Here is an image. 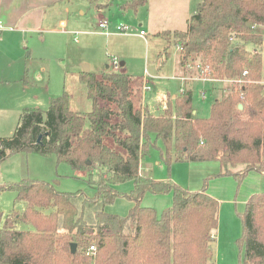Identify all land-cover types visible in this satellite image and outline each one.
Returning a JSON list of instances; mask_svg holds the SVG:
<instances>
[{
	"label": "trees",
	"instance_id": "trees-1",
	"mask_svg": "<svg viewBox=\"0 0 264 264\" xmlns=\"http://www.w3.org/2000/svg\"><path fill=\"white\" fill-rule=\"evenodd\" d=\"M149 1L125 0L120 9L136 12ZM257 27H264V0H203L187 30L157 34L182 48L184 72L192 60L205 78L227 84L209 118L194 117L186 85L157 115L137 107L132 77L114 70L81 73L93 105L87 114L71 109L67 93L47 110L24 109L13 135L0 137V164L16 153L55 155L87 171L97 194L27 179L0 185L25 204L15 220L0 214V264H211L219 201L206 189L191 192L144 176L140 165L161 140L168 162L175 150L177 161H218L225 169L245 164V172L264 173V34ZM128 181L130 194L115 189ZM147 193H172V207L159 216L141 205ZM123 196L134 203L126 217L105 212ZM20 223L34 229L20 230ZM242 223L240 264H264V193L250 198ZM91 246L95 260L87 256Z\"/></svg>",
	"mask_w": 264,
	"mask_h": 264
},
{
	"label": "rangeland",
	"instance_id": "rangeland-1",
	"mask_svg": "<svg viewBox=\"0 0 264 264\" xmlns=\"http://www.w3.org/2000/svg\"><path fill=\"white\" fill-rule=\"evenodd\" d=\"M125 1V0H124ZM123 0H57L46 15V32L29 35L28 49L24 51L27 70L22 79L10 68L15 56L11 45L0 44V137H11L16 130L21 108L47 110L50 100L67 93L71 109L87 114L92 110L86 85L81 81L83 64L90 66V72L100 74L107 66L110 70L122 71L134 76L137 86L144 83L143 102L154 114H159L167 103L179 97L186 85L193 93L194 117L209 118L212 104L221 99L226 83L205 78L196 62L186 65L185 72L180 65V46L169 44L156 33L163 30L185 31L188 20L197 13L203 0H150L138 11H122ZM99 7L101 9H99ZM109 21L108 35L99 28V22ZM4 26L7 23L0 20ZM65 22L63 28L61 23ZM124 27L126 30H119ZM15 29L8 27L0 39ZM264 34V27H257ZM3 34V35H2ZM38 38V40H37ZM45 38L44 40H41ZM168 47V52L165 49ZM252 49V46H249ZM116 59L119 67H114ZM125 63L121 67V63ZM121 69V70H120ZM107 70V69H106ZM10 73V74H9ZM182 76V78H179ZM13 78L4 82L3 79ZM2 80V81H1ZM37 94L39 99L33 101ZM136 94L134 103L139 106ZM155 138V136H152ZM141 160L140 170L144 176L169 182L191 192L206 189L207 193L220 203L219 225L213 244L214 261L211 264H240L243 236L242 215L246 205L255 194L264 193V173L245 172L246 165L223 168L218 161H177L175 150L172 160L166 161L161 151V140ZM243 177L239 178L241 174ZM23 179L54 184L61 192H83L95 197L97 188L88 181V172L72 169L68 164L58 163L57 157L34 153L11 154L0 164V185L18 183ZM133 182L128 181L115 187L125 195L133 191ZM13 190L0 192V214L3 221L10 215L22 214L23 202H17ZM155 209L160 216L173 205V194L156 195L147 193L141 204ZM134 203L128 196L117 198L105 205L108 214L126 217ZM12 215V216H11ZM20 230H33L32 225L20 223Z\"/></svg>",
	"mask_w": 264,
	"mask_h": 264
},
{
	"label": "crops",
	"instance_id": "crops-1",
	"mask_svg": "<svg viewBox=\"0 0 264 264\" xmlns=\"http://www.w3.org/2000/svg\"><path fill=\"white\" fill-rule=\"evenodd\" d=\"M56 1L57 0H0V20L5 21L7 23L8 27L15 29L14 32H9L5 37L0 39V44L5 45V46L11 45L12 53L15 56L14 63L9 64L10 68L15 71L14 74L18 75L16 78H14V80L18 79V77H19V79L20 78L22 79V77H24V71L27 70L26 59L23 60L24 51L26 49H28L27 44H26L27 36L38 34V33L43 34V32H46V29H47L45 27L46 15H47L48 10L52 7V4ZM107 1H109V0H107ZM99 9H101V8L99 7ZM100 22H102V21L100 20ZM100 22H99V24H100ZM61 26L63 28H65L66 23L62 22ZM99 28H100V26H99ZM165 31L174 32L176 30L167 29V30L157 32L156 34L162 33ZM44 39L45 38H43L41 40H44ZM37 40H38V38H37ZM124 64L125 63L122 62L121 67H123ZM83 65H86V64H83ZM106 69L103 70L102 72L109 71L110 66H107ZM82 72H84V69ZM92 73H95V72H92ZM95 74H97V73H95ZM130 76L132 77V80L134 82L133 87L135 89V93L140 94V95H138V97L140 96L139 97L140 98L139 99V106L140 107H147L146 105H144V102H143L144 83L141 82V86L138 87L136 82L134 81V76H132V75H130ZM179 78H182V76H179ZM11 79H13V78L9 77V78L3 79V81L4 82L13 81ZM173 98H176V96ZM32 99H33V101H36L39 99V96L37 94H35ZM51 101H52V99L50 100V103H51ZM50 103H49V106H50ZM24 109H27V107L21 108L19 110V112H17L19 114L18 118H20V115ZM194 114H195V112H194ZM18 123H19V121H18ZM17 126H18V124H17Z\"/></svg>",
	"mask_w": 264,
	"mask_h": 264
},
{
	"label": "built area",
	"instance_id": "built-area-1",
	"mask_svg": "<svg viewBox=\"0 0 264 264\" xmlns=\"http://www.w3.org/2000/svg\"><path fill=\"white\" fill-rule=\"evenodd\" d=\"M100 28L104 31H106V34L108 35V28H109V21L107 20H104L102 22H100L99 24ZM6 29H8V27L4 26L3 23L0 21V34L5 31ZM119 30H122V31H125L126 29L124 27H118ZM182 50V48L180 47V51ZM114 67L118 68L119 65H118V62L117 60L114 58ZM115 69V68H114ZM248 72L245 71L244 73V76L247 75ZM96 247L95 246H91L88 251H87V256L92 259V260H95L96 258Z\"/></svg>",
	"mask_w": 264,
	"mask_h": 264
},
{
	"label": "water",
	"instance_id": "water-1",
	"mask_svg": "<svg viewBox=\"0 0 264 264\" xmlns=\"http://www.w3.org/2000/svg\"><path fill=\"white\" fill-rule=\"evenodd\" d=\"M83 69L85 73H89L90 72V66L88 65H83ZM240 109H242V106H240ZM42 136L39 138V142L41 140ZM3 150L0 148V155L2 154ZM88 164H91L90 162H88ZM73 249H75V245L72 246Z\"/></svg>",
	"mask_w": 264,
	"mask_h": 264
}]
</instances>
